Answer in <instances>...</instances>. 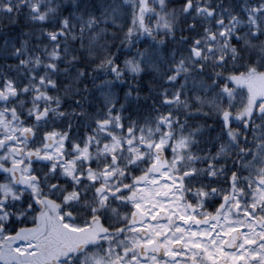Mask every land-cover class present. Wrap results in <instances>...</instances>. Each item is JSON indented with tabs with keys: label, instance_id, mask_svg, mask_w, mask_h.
<instances>
[{
	"label": "snow or ice",
	"instance_id": "6c2138e0",
	"mask_svg": "<svg viewBox=\"0 0 264 264\" xmlns=\"http://www.w3.org/2000/svg\"><path fill=\"white\" fill-rule=\"evenodd\" d=\"M46 3L50 4L51 0H0V14L12 13L15 22V13L23 8L29 19L44 21L46 13L59 7L57 4L56 8H45ZM168 3L169 0H122L120 5L111 8L100 5L99 15L89 12L86 20L81 18L80 39L83 42L85 38V23L95 38L97 26L114 20L125 11L129 21L123 33L125 47L130 46L137 30L151 36L153 29L159 27L167 29L170 35L173 27L166 18L170 15L165 11ZM179 3L178 12L188 17V28L195 27L194 18L204 16L211 20L217 17L215 30L210 24L204 25L203 35L193 38L188 48L189 63L196 70L204 71V62L212 59L218 37L223 38V47L231 53L233 63L239 59L235 44L243 40L241 47L252 48L259 43L257 60L264 64V24L257 19L264 17V0L240 5L245 20L231 13L226 21L210 6V0H179ZM223 12L230 10L225 8ZM72 15L81 17L76 12ZM145 17L155 18L151 26H146ZM68 27L67 17L61 16L57 30L47 35L55 40L57 35L64 36V29ZM98 30L105 31L103 27ZM72 38L75 40L76 36ZM201 39L207 45L206 51L200 47ZM52 55L55 57L56 53ZM151 55L145 47L139 50L138 56L126 58L120 64L109 57L95 67L105 73L110 70L116 78L125 70L139 75L141 62L150 63ZM224 63L225 55L215 56L214 67L220 69ZM48 67L54 70L55 65ZM189 71L183 59L175 61L168 70L166 79L174 88L171 94L167 90L161 93L160 103L167 108L155 119L154 131L151 122L147 130L142 124L137 126L136 121L126 126L121 104L120 109L115 105L109 107L107 115L98 117L91 132L82 139H70L71 124L60 127L45 123L47 111L38 110V103L23 109V101H15V97L24 93L27 85L18 89L16 82L8 76L0 78V233H3L0 236V264H38L35 253L39 244L34 237L21 231L29 225L20 222L28 217L30 224H36L47 211L40 191L41 176L50 190L57 188V183L49 182L52 177H56L65 189L60 197L63 203L58 201L53 205L54 212L59 214L57 226L62 224L65 229L71 228L66 217L74 219L73 213L82 212L87 217L85 226H89V222L100 225L97 235L103 240L110 239L108 229L103 225L105 217L119 215L122 227L113 229L117 236L132 232L131 236H123L115 253L108 249H105L106 255L98 253L96 241L84 242L63 250L56 257V264H264V166L257 167L264 162V121L261 120L264 107L257 108V104H264V97L250 101L251 108L245 107L235 113L236 120L243 119L245 129L252 128L255 148L239 149L247 174L241 176L232 171L225 176L221 170L222 184L215 180L217 172L212 170L211 164L207 170L208 184L203 183L204 168L184 164L185 152L190 150V136L183 133V125L173 117L171 108L177 105L188 109L194 104L192 115L199 114L204 107L212 108L221 125L224 143L235 145L238 137L232 128V107L236 103L234 86L241 82L240 77L264 72L251 63L239 74L235 69L213 71L203 98L194 95L189 102L186 91ZM178 81L179 86H175ZM43 83V77H40L39 83L32 86L37 89L34 94L37 101L40 95L50 99L46 93L39 92V84ZM47 87H55L54 82L49 80ZM195 87L201 85L197 83ZM210 90H214L211 97L208 95ZM102 95L108 99L107 93ZM203 131V127L194 128L191 135L198 136ZM221 152L223 147L216 155ZM125 154L126 158L122 160ZM194 159L188 156L189 161ZM185 188L188 197L180 195ZM26 191L29 193L27 201ZM165 192L172 193L173 198L165 196ZM209 192L214 199L211 209L205 207ZM12 205H23V211L13 212ZM124 219L128 221L127 228L123 227ZM13 220L17 221L13 230L5 231ZM21 240L24 243L17 247Z\"/></svg>",
	"mask_w": 264,
	"mask_h": 264
},
{
	"label": "trees",
	"instance_id": "16d2710c",
	"mask_svg": "<svg viewBox=\"0 0 264 264\" xmlns=\"http://www.w3.org/2000/svg\"><path fill=\"white\" fill-rule=\"evenodd\" d=\"M257 2L258 0H210V6L217 13L224 16L225 21L231 13H235L240 19L245 20L240 5H250ZM121 3L122 0H75V5H73V0H51L50 4L46 3L44 5L45 8H56L57 4L59 7L52 13H46L44 21L29 19L23 8L15 13V22H13L12 13L0 14V78L8 76L16 82L18 89L27 85V90L16 96L15 101H23V109H29L32 104L38 103V110L47 111L48 119L45 123L60 127L71 124L70 139H82L86 133L91 132L94 126L93 122L98 117L104 118L107 115L109 107L115 105L116 109H120L121 104H123L121 115L125 118L126 126L131 121H136L137 126L142 124L147 130L151 122V128L154 131L155 119L167 108V106L160 103L161 93L167 90L171 94L174 88L167 81L166 74L174 62L179 59H183L185 66L190 70L186 84L189 102H191L194 95H200L203 98L205 95L204 88L209 87L211 84L208 77L213 71H232L235 69L239 74L244 71L245 66L251 63L253 66L258 67L261 72H264V64H260L257 60L259 48L261 47L259 43H256L252 48L247 45L241 47L243 40L235 44L239 59L233 63L231 53L223 47V38L219 37L214 43V51L211 54L212 59L204 62V71L196 70L194 65L189 63L191 55L188 48L193 38H199L203 35L202 27L204 25L210 24L211 29L215 30L214 20L217 17L214 16L211 20L204 16L194 18L195 27L188 28V17H184L178 12L181 7L179 0H169L168 7L165 9L166 12L170 13L166 18L173 27L170 35L167 29L161 30L159 27L153 29L151 36L147 33L141 34L137 30L130 46L125 47L123 33L129 22L125 11L123 14L116 16L114 20H109L103 25L97 26L94 29L97 32L95 38H93V32L88 30L85 23V38L83 42L81 41V18L86 20V15L89 12L99 15L100 5L111 8ZM225 8H228L230 12L224 13ZM73 12L80 13L81 17H74ZM61 16L67 17L69 27L64 29V36L57 35L56 39L53 40L47 33L57 30ZM154 19V17H145L146 26H151ZM257 19L264 24V17H257ZM99 27H103L105 31L99 32ZM240 30L243 31L242 28ZM73 35L76 36L75 40L72 38ZM157 41L160 43H157ZM145 47L152 54L151 62H141L139 75L136 73L129 74L125 70L121 77L116 78L110 70L105 73L103 69L95 67V65L100 64L101 60L109 57L120 64L126 58L138 56L139 50ZM200 47L205 51L207 50V45L202 39ZM53 53H56L55 57H53ZM221 54L225 55V63L220 69H217L214 67L215 56ZM21 61H24V63H21ZM135 62L134 59L133 63ZM49 64L55 65L54 70L48 67ZM81 70L83 71L82 75ZM40 77H43L44 83L39 84V92L46 93L50 99H45L44 95H40L37 101L34 95L37 89L32 86L39 83ZM49 80L54 82L55 87H47ZM240 80L241 82L234 86L236 103L232 107V128L235 130L234 135L238 137V143L235 145L224 143L221 125L212 108L204 107L199 114L192 115L193 108H195L194 104L188 109L177 105L171 106L173 117L178 118L179 123L183 125V133L190 136V150L185 152L184 164L189 167L194 166L197 169L204 168V184L209 183L207 170L210 164L212 170L217 172L215 180L221 184L223 183V177L220 175L221 170L225 176L232 171L239 172L241 176L247 174L244 170V160L239 149L241 147L245 149L248 147L255 148V136L251 127L247 129L243 127V119H235V113L245 107L251 108L250 101L264 97V74L251 73L240 77ZM197 83L201 87H195ZM179 84L178 81L175 86H179ZM216 87H219V83ZM212 91L214 90L208 92L209 97H211ZM102 93H107V100ZM260 107H264V104H257V108ZM60 113H63V115L59 116ZM112 115L115 116V111ZM261 120L264 121V118H261ZM260 122L257 121V123ZM112 123L115 125V119L112 120ZM209 125L211 127H208ZM199 127H203L204 131L198 136L191 135V130ZM116 134L121 135L119 132ZM250 141H252L251 144ZM93 146L95 147V145ZM221 147H223V152L217 156L216 152ZM189 155L195 159L189 161ZM125 158L126 154L121 157L122 160ZM260 166H264V162L257 165V167ZM181 170H183V166ZM197 181V187H199V178H197ZM49 182L57 183V187H61L56 177L49 178ZM40 191L43 197L49 193H54L46 186L43 176H41ZM28 195L29 193L26 191V201ZM182 195L188 197L187 188L182 191ZM50 198L53 199V196ZM206 199L205 207L207 209L213 208L214 199L211 192H209ZM80 203L83 204V200ZM12 209L13 212L23 211V205L20 207L12 205ZM86 220L87 217L82 212H77L78 230L92 228L93 223L91 222H89V226H85ZM16 223L17 221L13 220L11 224L6 226L5 231H10L9 228ZM20 223L30 224L28 217H25ZM103 225L108 229L110 239L103 240L102 237L98 236L95 251L106 255L105 249H108L115 253L120 248V240L123 236H131V233L126 231L117 236L113 230L121 225L119 215L113 220L105 217ZM98 227L100 228V225ZM123 227H128L127 219H124ZM2 235L3 233H0V236Z\"/></svg>",
	"mask_w": 264,
	"mask_h": 264
},
{
	"label": "flooded vegetation",
	"instance_id": "af4514ba",
	"mask_svg": "<svg viewBox=\"0 0 264 264\" xmlns=\"http://www.w3.org/2000/svg\"><path fill=\"white\" fill-rule=\"evenodd\" d=\"M64 190L65 189L62 187H57L52 191L54 193L47 194L44 197V207L47 211L41 215L39 222L32 225L29 224L28 227L21 229L25 235L34 237L35 241L39 244V249L35 253L38 264H56V257L63 250L86 242V240H84V238H86L85 234H83L84 230H75L77 229V212L73 213V216L75 217L74 219L66 217V220L72 225L71 228L65 229L62 224L60 226H57L56 224V219H58L59 214L54 212L53 205L58 201L63 203L60 197ZM168 193L169 194L165 196L172 198V194L170 192ZM49 196H53V199ZM115 218H112V220ZM121 227L122 225L118 228ZM92 228H95L96 230V238H94L93 241H97V234L99 233L100 228L98 227V224L95 223H93ZM9 230L12 231L13 227L11 226ZM121 234H123V232ZM79 238L82 241L77 243ZM23 243L24 241L22 240L18 241L16 246L19 247ZM5 259H7V256H5Z\"/></svg>",
	"mask_w": 264,
	"mask_h": 264
},
{
	"label": "rangeland",
	"instance_id": "374dc122",
	"mask_svg": "<svg viewBox=\"0 0 264 264\" xmlns=\"http://www.w3.org/2000/svg\"><path fill=\"white\" fill-rule=\"evenodd\" d=\"M169 193L168 192H165V195H168ZM172 194V193H171ZM180 195L181 196H183L182 195V191H181V193H180ZM172 198H173V194H172ZM159 199V198H158ZM150 206V205H149ZM113 224H116V223H113ZM193 227H195V225H193ZM201 227H204V225H201ZM84 230V229H83ZM96 230H95V228H88V229H85L83 232V234H85V237L86 238H84V240H86V242H91V241H93V239L94 238H96L95 237V235H96V232H95ZM130 233H131V235H132V232L130 231ZM82 240L79 238L78 239V242L77 243H80Z\"/></svg>",
	"mask_w": 264,
	"mask_h": 264
}]
</instances>
